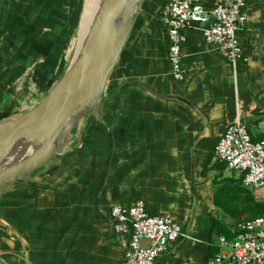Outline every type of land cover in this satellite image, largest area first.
I'll use <instances>...</instances> for the list:
<instances>
[{
	"label": "crops",
	"instance_id": "obj_1",
	"mask_svg": "<svg viewBox=\"0 0 264 264\" xmlns=\"http://www.w3.org/2000/svg\"><path fill=\"white\" fill-rule=\"evenodd\" d=\"M34 1L9 0L12 29L0 27V122L26 112L16 114L23 97L15 93L27 74L26 49L49 41L38 13L27 20ZM168 1L139 3L101 112L71 127L63 154L0 188V256L9 264H122L130 234L114 229L110 209L139 199L182 226L156 264H206L219 236L233 238L247 216L254 188L214 148L238 118L254 140L264 138V0L244 8L248 20L237 35L247 59L236 72L205 41L202 24L189 23L181 80L173 78L160 17ZM219 1L204 4L213 9Z\"/></svg>",
	"mask_w": 264,
	"mask_h": 264
},
{
	"label": "built area",
	"instance_id": "obj_2",
	"mask_svg": "<svg viewBox=\"0 0 264 264\" xmlns=\"http://www.w3.org/2000/svg\"><path fill=\"white\" fill-rule=\"evenodd\" d=\"M250 0H220L207 9L204 0H169L160 17L168 32V58L173 78L185 76L183 30L191 22L202 24L207 43L215 44L235 72L247 59L237 30L248 20L244 8ZM215 158L242 175L243 184L264 188V138L254 140L246 123L238 118L226 127L214 148ZM110 217L114 229L129 233L130 241L122 264H156L183 235L181 224L171 216L152 214L144 199L131 206L113 205ZM206 264H264V216L243 218L234 226V236L220 235L218 249Z\"/></svg>",
	"mask_w": 264,
	"mask_h": 264
},
{
	"label": "water",
	"instance_id": "obj_3",
	"mask_svg": "<svg viewBox=\"0 0 264 264\" xmlns=\"http://www.w3.org/2000/svg\"><path fill=\"white\" fill-rule=\"evenodd\" d=\"M141 1L102 0L61 79L32 109L0 122V188L47 163L57 154L63 135L74 122L101 112L108 79ZM15 147L29 151L3 160ZM0 264L9 263L0 256Z\"/></svg>",
	"mask_w": 264,
	"mask_h": 264
},
{
	"label": "rangeland",
	"instance_id": "obj_4",
	"mask_svg": "<svg viewBox=\"0 0 264 264\" xmlns=\"http://www.w3.org/2000/svg\"><path fill=\"white\" fill-rule=\"evenodd\" d=\"M2 11L0 15L3 16L0 19V27H3L5 32L8 33L9 29H12L11 24L14 18L11 13L12 9L9 8V0H0ZM35 7L32 5L27 12V20L34 22V15H37L36 20L40 18L43 26L45 25L44 32L48 34L49 41L42 44L40 50L28 51L26 53L29 56L26 66L27 74L21 77L15 93H20V99H22V105L19 106V110L16 114H21L34 107L44 96L48 93V90L53 87V84L57 83L63 76L66 68L69 66L74 55L76 54L77 40L81 28V19L83 10L85 11L86 0H35ZM31 10V11H30ZM15 38L17 35L14 34ZM14 39V38H13ZM29 45L26 47L28 48ZM13 48L11 51L16 50ZM23 81H26L24 83ZM25 84L26 89H22ZM85 115L72 124V126L80 123L84 120ZM71 126V127H72ZM69 127L63 135L60 148L57 153L63 154L67 145V133L71 129ZM56 156V155H55ZM255 196L252 194L257 189L249 190L250 203L258 198L259 202L264 201V188H258ZM160 259V258H159Z\"/></svg>",
	"mask_w": 264,
	"mask_h": 264
},
{
	"label": "bare ground",
	"instance_id": "obj_5",
	"mask_svg": "<svg viewBox=\"0 0 264 264\" xmlns=\"http://www.w3.org/2000/svg\"><path fill=\"white\" fill-rule=\"evenodd\" d=\"M102 0H86V5H85V11L83 10V14H82V19H81V28H80V32L78 35V40H77V50L76 52H78V50L80 49L91 25L92 22L96 16V13L101 5ZM29 150L23 151L20 147H15L13 149V151L11 152V154H6L3 157V160L8 157L11 159V157L13 155H20L21 153L24 152V154L26 155L28 153ZM7 153V152H6ZM7 160V159H6Z\"/></svg>",
	"mask_w": 264,
	"mask_h": 264
},
{
	"label": "trees",
	"instance_id": "obj_6",
	"mask_svg": "<svg viewBox=\"0 0 264 264\" xmlns=\"http://www.w3.org/2000/svg\"><path fill=\"white\" fill-rule=\"evenodd\" d=\"M244 213L247 214L244 218H253L256 216H264V201H256L252 202L250 205H248L247 208L244 209ZM241 220V219H239ZM238 220V221H239ZM215 220H213V226L215 225ZM232 237V236H231ZM215 252H213L211 255H213Z\"/></svg>",
	"mask_w": 264,
	"mask_h": 264
}]
</instances>
